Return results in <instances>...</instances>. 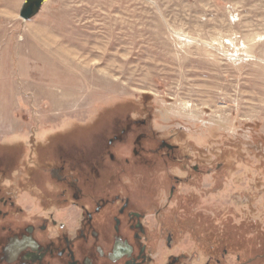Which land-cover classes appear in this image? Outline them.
<instances>
[{"label":"rangeland","instance_id":"rangeland-1","mask_svg":"<svg viewBox=\"0 0 264 264\" xmlns=\"http://www.w3.org/2000/svg\"><path fill=\"white\" fill-rule=\"evenodd\" d=\"M24 1L0 0V187L53 209L50 166L101 153L108 183L128 157L121 182L190 259L264 264V0H43L27 20ZM141 132L138 148L171 139L183 161L146 167Z\"/></svg>","mask_w":264,"mask_h":264},{"label":"flooded vegetation","instance_id":"flooded-vegetation-1","mask_svg":"<svg viewBox=\"0 0 264 264\" xmlns=\"http://www.w3.org/2000/svg\"><path fill=\"white\" fill-rule=\"evenodd\" d=\"M144 122L138 120L134 124L144 125ZM130 128L121 127L107 138V145L123 143ZM143 135L141 132L134 138L131 155L141 156L146 167L160 160L183 161L176 154L179 147L171 139L161 138L155 147L138 148ZM102 155H98L97 164L89 169L85 163L68 168L67 172L62 164L50 166L49 182L53 189L49 192L57 188L56 209H37L31 200L20 203L22 198L16 199L0 187V264H222L212 251L198 261L190 259L178 248V233L170 228L150 227L146 203L134 199L126 189L129 181L120 179L133 165L130 159L125 157L123 163L112 164L110 177H117L113 186L114 179L102 182ZM117 155V150L107 153L112 161ZM184 156L186 161L190 160L188 154ZM189 168L197 172L199 166L190 164ZM170 179L166 189L168 198L174 196L184 180L180 175H171ZM90 182L103 188L91 191ZM32 189L35 191L34 186ZM133 194L140 196V192ZM29 196L35 198L30 192ZM154 213L159 215V210ZM255 258L239 260L237 264H247Z\"/></svg>","mask_w":264,"mask_h":264},{"label":"water","instance_id":"water-1","mask_svg":"<svg viewBox=\"0 0 264 264\" xmlns=\"http://www.w3.org/2000/svg\"><path fill=\"white\" fill-rule=\"evenodd\" d=\"M43 0H25L18 12L22 19L27 20L35 15L42 6Z\"/></svg>","mask_w":264,"mask_h":264}]
</instances>
